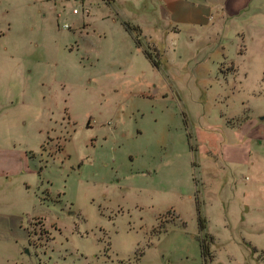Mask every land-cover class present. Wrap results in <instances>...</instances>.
Instances as JSON below:
<instances>
[{"label": "crops", "instance_id": "1", "mask_svg": "<svg viewBox=\"0 0 264 264\" xmlns=\"http://www.w3.org/2000/svg\"><path fill=\"white\" fill-rule=\"evenodd\" d=\"M119 1L103 0L108 14L96 21L84 3L87 12L72 16L73 30L66 31L81 39L84 52L95 53L91 63L114 52L143 105V127L151 138L141 149L138 175L151 181L159 174L165 197L157 209L149 208L155 223L130 264L141 262L159 242L155 235L176 222L192 230L199 247L202 234L210 235L214 259L211 243L218 230L231 233L235 217L257 230L264 215V0H124L121 13ZM126 23L138 29L128 31ZM11 101L0 97V120ZM70 143L59 153L64 159ZM31 152L0 144V217L17 225L26 216L29 238L37 222L49 232L43 211L34 208L43 206L38 191L53 186L48 169L33 167ZM198 208L206 219L203 231ZM116 209L110 216L116 221L108 220L113 227L123 213ZM168 212L171 219L163 220ZM243 240L264 263V249ZM105 247L111 249L109 240Z\"/></svg>", "mask_w": 264, "mask_h": 264}, {"label": "rangeland", "instance_id": "2", "mask_svg": "<svg viewBox=\"0 0 264 264\" xmlns=\"http://www.w3.org/2000/svg\"><path fill=\"white\" fill-rule=\"evenodd\" d=\"M84 3L92 6L94 21L108 14L103 0ZM79 4L0 0V97L12 99L2 110L0 144L33 151V167L38 164L41 173L48 169L53 185L47 193L38 191L43 206L34 208L43 211L49 232L37 222L29 238L26 216L17 225L9 222L11 217H0L7 221L0 223V264H130L137 243L144 242L146 229L155 223L149 208L157 209L165 197L159 174L151 181L138 175L141 149L151 137L143 127L141 98L129 87V73L119 70L114 52L91 63L95 53L84 52L81 39L70 38L64 27L67 23L73 30L72 16H84L72 13ZM125 5L120 0L116 11ZM88 45L92 51L93 44ZM97 72L89 81L88 75ZM69 141L70 155L64 159L59 153ZM116 208L123 213L113 227L116 218L110 216ZM164 214L163 220L171 219L169 212ZM234 220L231 233L216 232L209 264H264L243 243L247 238L264 249V215L257 230L241 217ZM165 227V233L155 235L157 245L136 264H201L192 230L177 222ZM140 248L146 250L145 243Z\"/></svg>", "mask_w": 264, "mask_h": 264}, {"label": "trees", "instance_id": "3", "mask_svg": "<svg viewBox=\"0 0 264 264\" xmlns=\"http://www.w3.org/2000/svg\"><path fill=\"white\" fill-rule=\"evenodd\" d=\"M126 29L128 31H134V30H137L138 28L136 26L130 25V23H126ZM137 41L139 42V40ZM146 53L153 60L152 54L147 50H146ZM153 62L155 63V65H159V61L153 60ZM197 202L199 204V200H197ZM198 224H199L200 231H203L206 227V219L201 215L200 210L198 213ZM211 240H212V237L208 235L207 233H204L200 237V248H201V253L203 257V264H209L213 259V254L210 248Z\"/></svg>", "mask_w": 264, "mask_h": 264}, {"label": "built area", "instance_id": "4", "mask_svg": "<svg viewBox=\"0 0 264 264\" xmlns=\"http://www.w3.org/2000/svg\"><path fill=\"white\" fill-rule=\"evenodd\" d=\"M72 1H78V2L80 1L81 2V4H79L78 6L73 7V9H72L73 14H79L80 12H82V13L87 12V8L84 6V0H72ZM64 27L70 28V25L65 23Z\"/></svg>", "mask_w": 264, "mask_h": 264}]
</instances>
